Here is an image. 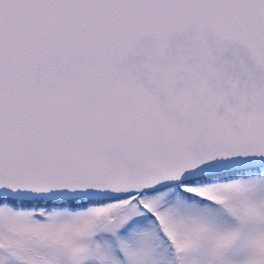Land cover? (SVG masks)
I'll list each match as a JSON object with an SVG mask.
<instances>
[{
  "label": "snow or ice",
  "instance_id": "snow-or-ice-1",
  "mask_svg": "<svg viewBox=\"0 0 264 264\" xmlns=\"http://www.w3.org/2000/svg\"><path fill=\"white\" fill-rule=\"evenodd\" d=\"M0 264H264V0H0Z\"/></svg>",
  "mask_w": 264,
  "mask_h": 264
}]
</instances>
